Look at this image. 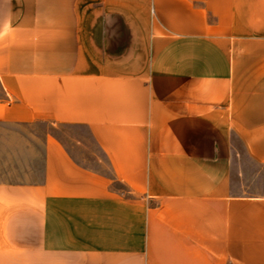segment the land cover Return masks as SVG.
I'll use <instances>...</instances> for the list:
<instances>
[{
    "label": "crops",
    "instance_id": "1",
    "mask_svg": "<svg viewBox=\"0 0 264 264\" xmlns=\"http://www.w3.org/2000/svg\"><path fill=\"white\" fill-rule=\"evenodd\" d=\"M0 264H264V0H0Z\"/></svg>",
    "mask_w": 264,
    "mask_h": 264
},
{
    "label": "rangeland",
    "instance_id": "2",
    "mask_svg": "<svg viewBox=\"0 0 264 264\" xmlns=\"http://www.w3.org/2000/svg\"><path fill=\"white\" fill-rule=\"evenodd\" d=\"M36 131L38 136H40L45 131H49L55 134L66 147L72 149L75 156L82 163L104 174L110 175V167L108 165V162L105 156L103 155L102 151H100V149L90 136L89 131L86 127L68 126L61 124H53L48 121H40L36 125ZM6 143H8L7 140ZM39 144L40 143L38 140V145ZM241 158V162L238 163V169H241V167H244L243 169L248 170L254 169L255 166L248 160L245 154H242ZM112 187L125 190V187L119 182H113Z\"/></svg>",
    "mask_w": 264,
    "mask_h": 264
}]
</instances>
